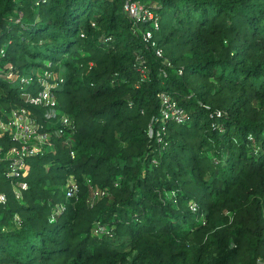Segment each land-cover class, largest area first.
<instances>
[{
  "label": "trees",
  "instance_id": "obj_1",
  "mask_svg": "<svg viewBox=\"0 0 264 264\" xmlns=\"http://www.w3.org/2000/svg\"><path fill=\"white\" fill-rule=\"evenodd\" d=\"M139 1L160 17L155 39L171 66L136 34L123 0H0L6 60L62 77L54 91L76 121V157L67 135L53 137V150L27 161L22 197L0 162V264L264 261V0ZM24 88L2 79L0 111L41 114ZM161 92L187 117L151 136ZM0 143L12 145L1 132ZM71 175L79 191L68 198ZM97 186L110 196L92 205ZM97 221L114 238L94 234Z\"/></svg>",
  "mask_w": 264,
  "mask_h": 264
},
{
  "label": "built area",
  "instance_id": "obj_2",
  "mask_svg": "<svg viewBox=\"0 0 264 264\" xmlns=\"http://www.w3.org/2000/svg\"><path fill=\"white\" fill-rule=\"evenodd\" d=\"M156 7V6H155ZM125 13L133 20L134 31L140 35L147 47L154 50L158 57L163 58L164 64L171 66V61L165 56L164 49L158 45L155 39V32L160 29V17L155 10L145 6L139 0H123ZM151 21V27L141 28V23ZM110 38H107L108 41ZM7 47L0 45V72H3L5 79L9 82H15L24 87H34L37 90L33 93H27L26 102L42 108L41 114L32 110L28 106H15L10 110L1 109L0 111V132L6 135L12 142L9 148H5L0 143V162H5V176L18 186L14 187V192L18 198L22 197L23 191L28 188V182L22 180L27 173V161L31 157L44 155L47 151L53 150V137H62L67 135L70 146V155L76 157L74 149V140L72 136L76 132L75 118L69 113L62 110L59 106V100L54 89L59 87L63 78L53 71L39 68L36 75L24 73L17 68L11 61L7 62ZM137 63L142 78H147L148 70L145 66L144 59L141 55L137 56ZM179 74L183 73L180 68ZM36 81V84H35ZM161 109L160 114L153 118L149 134L153 135V130L160 123L161 130L165 131V124L171 120L182 122L187 114L177 99L168 92H161ZM217 116L222 114L221 110L215 113ZM163 139L158 136V141ZM156 163L157 160L153 159ZM90 182V180H89ZM94 188V187H93ZM94 190L91 198V204L109 194V188H100ZM79 191V185L73 175L69 177L65 186V193L68 198L76 197ZM8 197L6 193H0V203L6 204ZM193 210L197 209V204L191 205ZM65 210L63 204H58L56 212L60 213ZM16 219L19 217L16 215ZM94 234L113 235L111 229L107 230L106 225L97 221L93 226Z\"/></svg>",
  "mask_w": 264,
  "mask_h": 264
},
{
  "label": "rangeland",
  "instance_id": "obj_3",
  "mask_svg": "<svg viewBox=\"0 0 264 264\" xmlns=\"http://www.w3.org/2000/svg\"><path fill=\"white\" fill-rule=\"evenodd\" d=\"M141 28H143V29H145L146 27H141ZM7 62H10L9 60H7ZM25 71V69H23V72ZM27 72H29V71H27ZM28 74V73H27ZM2 79H5V75H4V73L3 72H0V81L2 80ZM17 84L15 83V82H9V86L11 87V86H16ZM32 93V92H34V88L33 87H31V88H28V87H25L24 88V91H23V93H24V95H27V93ZM0 93L2 94V90L0 91ZM32 158V157H31ZM30 159V158H29ZM53 163V161H50V160H45V162L44 163H41L40 164V166H43V167H45L46 169L51 165ZM57 166H58V164L57 163H55L54 165H53V168H52V170L49 172V173H46L45 172V168L43 169L44 170V172H43V175H45V174H47L48 175V183H50V182H52V177L54 176V175H56L57 174V172H58V169H57ZM27 170H28V168H27ZM72 176V175H71ZM70 176V177H71ZM74 177V176H73ZM22 180H23V178H22ZM14 186V185H13ZM15 188H17L18 189V186L17 185H15L14 186ZM13 187V188H14ZM100 188H106V187H100V186H97V187H94L93 188V191L94 190H101ZM92 195H94L93 193H92ZM106 197H109L110 196V191H109V194H107V195H105ZM104 196V197H105ZM107 227V226H106ZM107 230H109V228L107 227ZM111 238H114L113 236L114 235H109ZM260 263L261 264H264V261L263 260H260Z\"/></svg>",
  "mask_w": 264,
  "mask_h": 264
}]
</instances>
